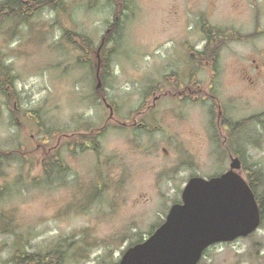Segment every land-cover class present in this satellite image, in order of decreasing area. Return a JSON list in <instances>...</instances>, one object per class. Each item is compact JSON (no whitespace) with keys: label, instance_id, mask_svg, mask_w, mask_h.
<instances>
[{"label":"rangeland","instance_id":"obj_1","mask_svg":"<svg viewBox=\"0 0 264 264\" xmlns=\"http://www.w3.org/2000/svg\"><path fill=\"white\" fill-rule=\"evenodd\" d=\"M175 1L59 0L55 8L36 7L0 18V264H19L16 242L41 254L57 244L70 248L72 257L65 264H118L124 251L149 237L155 230L153 221L159 225L180 198L171 188L174 181L156 178L154 170L164 166L163 155L138 153L129 133L110 128L99 138L96 151L83 146L91 129L102 126L109 115L101 102L87 97L96 90L97 52L113 23L116 30L99 53L108 62L109 74L106 85L97 90L105 91L114 105L109 125L117 122V115L148 122L154 89L157 96L159 88L174 92L191 81L179 64L184 57L178 33L187 17L180 11L172 14ZM256 2V13L251 0H217L212 6L205 1L201 7L212 18L213 28L234 19L235 27L264 31V0ZM76 36L88 38L89 48L77 44L81 38ZM233 48L242 59L256 55L264 48V34ZM224 64L228 70L222 88L228 95L218 81L220 108L234 110L236 121L249 117L248 112L262 113L264 82L249 88L229 71L238 61L228 58ZM171 65L177 67L170 72ZM188 86L195 90V84ZM203 86L209 90L208 84ZM238 94L250 98L246 113ZM161 100L157 108H166L168 117L177 105L169 97ZM183 104L178 108L186 115L180 121L170 118L169 125L153 136L152 149L160 148L172 132L178 142L171 147L162 144L171 152L222 169L219 157L211 160L213 165L205 154L202 105L196 100ZM253 127L260 143L249 150V162L255 177L264 179V127L258 122ZM145 140L136 139L142 145ZM75 141L74 153L70 147ZM56 161L62 169L54 167ZM180 177L175 184L183 187L186 178ZM100 181L106 184L103 189ZM262 192L264 187L256 193ZM199 264H264V219L249 237L209 247Z\"/></svg>","mask_w":264,"mask_h":264},{"label":"flooded vegetation","instance_id":"obj_2","mask_svg":"<svg viewBox=\"0 0 264 264\" xmlns=\"http://www.w3.org/2000/svg\"><path fill=\"white\" fill-rule=\"evenodd\" d=\"M205 1L210 3L212 6L215 5L217 0H176L174 3L175 11L172 13L175 14L180 11L184 17H187L185 18V22L179 29L178 33V37H181V41L183 42V46L180 47L179 50L184 57L183 62H180L179 64L180 68L184 69L189 74L191 81H189L188 84L196 85L195 90H192L188 84L187 86H183L178 89L176 87L174 92L167 91L169 90L167 88H159V94L155 96V93L158 92V90L154 89L153 103L147 108L148 114L146 116L149 120L148 122L144 120H137V118L131 113L129 114V116L132 115L131 120L117 115V122H115L113 126L109 125L113 115L110 117V109L108 105L111 107L113 114L114 105L108 103L106 92L102 89L97 91L98 89L95 87L96 90L94 93H90L87 97L91 98L90 101L92 103L101 102L102 105L109 110V115L107 118L105 117V121L102 126L91 129V132L87 134L86 138L83 140L84 148L96 151L98 149L97 143L99 138L102 137L108 129L114 128L118 131L129 133V135L133 138L132 142L137 148L136 151L138 153L146 156L161 154V156L163 155L165 158L164 166H160V168H155L154 170L156 178L158 179L159 177V180L164 181L165 183L167 182L172 184L171 181H174V188L173 186L171 188L174 189L176 194L180 195V198L173 201V204L168 207L166 215L163 220H161L159 225L155 226L153 221L152 225L155 230L165 222L170 208L175 204L182 203V192L191 178L200 177L209 180L211 178L221 176L230 170L232 161H235L237 165H239V168L235 169V172L248 184L254 193L264 187V179L262 177H255L256 174L253 173L252 163L249 162V150L253 148L255 143H260V134L258 132L254 133L255 129L253 125L258 122L264 127V119H262V117H264V111L256 115H253L251 112L246 113V110L249 109L251 104L250 98L238 94V96L244 100L243 110L245 109L246 116L249 117L236 121L233 118V115L236 112H233L234 110H232V112L223 111L220 108L217 96V94L220 95L219 88L217 87L218 81L221 82V89L223 93L228 95V93L222 88V83L224 82V78L228 70L226 64L224 63L228 58H233L239 62L237 68L235 67L233 70L229 71L231 74H235L241 84H245L249 88H252L253 85L258 84L259 81L264 82V48L258 50L256 55H245L243 59L240 58L234 48L231 49V46H236L244 41L251 40L253 37L262 36L264 31L258 27L249 30L235 27L232 23V20L234 19L228 21L227 24L225 22L224 25L219 24V28H213L212 25L214 26L215 24H212V18L208 16L201 7L202 2ZM256 3V0H251V4L255 8L254 13H256V9L258 8ZM190 15L191 17L189 19L188 16ZM117 20L118 18L116 17L115 22ZM112 25V28L106 29L105 34L111 32V30L116 26L115 23ZM245 31L247 32L245 33ZM195 36H197V38L193 40V37ZM218 38L222 39L221 43L217 42ZM102 40L104 41L105 37H103ZM104 43L103 45H100L101 47L98 49L97 66L95 68V78L97 83L98 80L100 81L101 87L106 85V80L109 74L108 70L105 69L108 67V62L105 59H100L102 56L99 54L100 50H102L105 45ZM171 66L172 67H170L169 70L170 72L177 67L176 65ZM84 67L87 68V65ZM205 84L209 85V90L204 89L203 85ZM233 95L235 96V94ZM7 96L11 99V93H8ZM229 96V98L233 97H231V95ZM162 97L171 98L173 103L177 105L176 108H172V114H169L168 117L166 108L164 111L159 107L157 108L159 103H164L161 100ZM189 100H196L197 103L202 105V116L203 113H206V116L201 118V122H204L203 129H201L202 140L204 142V146L208 147L205 154L208 156L210 163H212V159H217V157H219L218 163L223 166L222 169H210L209 165L207 167L204 166V162H200L199 160L196 161L191 157H182L177 151L171 152L168 148L173 146L175 142H178L177 135L172 134V132H170L164 140H161L159 143V145H161L160 148L158 147L156 149H152L151 145L153 143V136L157 132H161V129L165 126V124L169 125L170 118L172 122L180 121L186 114H184L183 109L178 108V106L184 105L183 103ZM206 100L209 103V106L207 107L205 106ZM13 107V109H17V104L14 103ZM12 114L14 115V112H12ZM140 114L141 113H137V116ZM142 116H144V114H142ZM15 119L19 123L20 119L18 117H15ZM37 125L40 126V124ZM92 132H94V134H92ZM141 136L147 138V140L144 141L146 145L139 144V142L136 141L137 137ZM164 143L169 145V147L166 148V146L162 145ZM76 147L77 145L75 141L71 145L70 150H74L75 153ZM38 148H40V146H38ZM170 157H172V161H167L166 159ZM54 165V167L58 170L62 169L59 161H56V163L54 162ZM196 167H198V170H196ZM180 176H185L186 178V183L183 187L175 184V180L181 178ZM124 177L125 174L123 171V177L121 178ZM100 184L102 189L106 185L102 181H100ZM171 188H168L167 190L169 191ZM167 190L161 194H166V192L168 193ZM262 194H264V192H262Z\"/></svg>","mask_w":264,"mask_h":264},{"label":"water","instance_id":"obj_3","mask_svg":"<svg viewBox=\"0 0 264 264\" xmlns=\"http://www.w3.org/2000/svg\"><path fill=\"white\" fill-rule=\"evenodd\" d=\"M100 87L98 80L96 89ZM237 168L232 161L221 176L191 178L182 203L170 208L165 222L149 237L127 248L118 264H199L209 247L255 233L261 224L260 209Z\"/></svg>","mask_w":264,"mask_h":264},{"label":"trees","instance_id":"obj_4","mask_svg":"<svg viewBox=\"0 0 264 264\" xmlns=\"http://www.w3.org/2000/svg\"><path fill=\"white\" fill-rule=\"evenodd\" d=\"M118 1L119 0H116L117 3ZM58 2L59 0H0V18L2 17L7 18L10 16H20L24 13L30 12L33 8H36V7L55 8L59 5ZM115 30H116V26L111 30V32H109L108 34H105V37H106L105 40H107L108 38V41H109L112 36V33H114ZM65 37H67L72 42V38H69L67 34H65ZM76 37L81 38L80 43H77V44L81 46L85 45L87 48H89L90 41L88 40V38L79 37V36H76ZM2 75L4 76L5 73H3ZM4 157H5V153L2 154L1 158H4ZM254 195L256 197V201L260 209L261 222H262L264 219V194L258 195L257 193H254ZM142 241L143 240H140L138 243H141ZM79 247H82V246L79 244ZM70 251H71L70 248H63L61 244H57L53 250L45 254H41L35 251L29 252L26 249L21 248V245H19V243L16 242L14 257H15V260L19 262V264H65L72 257V254L69 253Z\"/></svg>","mask_w":264,"mask_h":264}]
</instances>
